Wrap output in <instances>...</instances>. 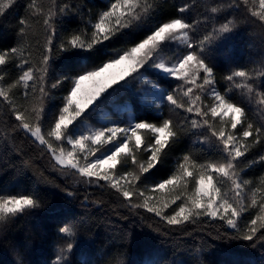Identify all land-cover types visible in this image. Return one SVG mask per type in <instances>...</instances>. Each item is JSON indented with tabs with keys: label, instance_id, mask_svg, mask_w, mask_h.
<instances>
[{
	"label": "trees",
	"instance_id": "16d2710c",
	"mask_svg": "<svg viewBox=\"0 0 264 264\" xmlns=\"http://www.w3.org/2000/svg\"><path fill=\"white\" fill-rule=\"evenodd\" d=\"M115 2L16 0L0 16V51L20 47L23 59L28 60L23 69L31 67L39 77L41 60L51 35L43 21L50 7L57 11L52 58L44 85L48 95L43 98L41 126L46 139L58 145L46 134L50 127H54L53 120L58 118L64 106V97L70 94V78L118 57L173 18H181L192 26L198 53L200 41L205 36L212 37L203 48L207 62L213 68L214 89L245 108L246 122L254 126L264 125V106L256 103L260 98L257 93L264 95V25L251 17L243 5L237 8L235 0H148L153 7L147 15L109 40L95 45L92 51L60 50V45L72 35L83 34L82 39L90 40L95 31L93 25ZM65 6L66 11L61 14L59 9ZM181 7L185 11L180 12ZM212 7H217L218 12L212 13ZM21 19L27 22L25 26L20 25ZM229 20L233 22L230 25L232 31L218 34L216 30ZM20 63L21 57H15L0 66V87L7 89L16 83L22 74ZM238 70L254 77L247 81L254 89L251 94L235 87V83L242 82L240 78L235 81L226 79ZM150 77L156 75L151 73ZM57 81L58 87L52 88ZM158 83L172 88L175 95L181 93L173 89L175 82L159 80ZM29 85L27 96L22 85L13 88L10 96L19 110L31 113L40 99L39 82L33 85L30 81ZM178 90L181 89L178 87ZM109 100L118 106L130 104L137 122L160 124L163 119L170 118L176 132L161 154L162 162L148 174H141V180L136 181L137 194L131 198L132 203H143L144 196L140 197L138 193L145 192L148 183L156 185L176 174L178 162H182L184 155L197 163L223 159L224 153L215 138L206 127L192 128V117L183 109L167 105L162 111H153L124 86L116 88L105 102ZM213 102L209 98L203 100L205 105ZM183 103L187 105L188 101ZM108 108L111 109V105ZM212 122L216 128H230L221 125L219 117ZM18 123L9 105L0 103V199L13 195L28 196L36 201L37 206L0 222V264H264V235L261 234L264 228L252 241L242 239L250 220L260 214L259 204L264 203V162L259 161L264 155V138L255 145L250 138L246 155L236 161L241 179L249 181L246 191L258 188L260 191L256 193L259 194L257 206L246 204L247 210L237 218L238 227L233 229L225 220L205 216H193L181 225H168L154 212L132 207L109 184L79 185L58 167L46 146H41L29 134L15 127ZM239 130L240 126L236 131ZM139 131L145 140L154 135L148 129ZM203 138L212 141L205 143ZM147 155L150 153L141 150L137 158L142 163ZM133 170L130 165L129 171ZM168 194L166 198L170 197ZM170 206L172 209L163 213L165 217L175 215L183 206V199ZM63 227L70 228L72 235L63 233ZM69 243L72 244L71 250L67 247Z\"/></svg>",
	"mask_w": 264,
	"mask_h": 264
},
{
	"label": "snow or ice",
	"instance_id": "6c2138e0",
	"mask_svg": "<svg viewBox=\"0 0 264 264\" xmlns=\"http://www.w3.org/2000/svg\"><path fill=\"white\" fill-rule=\"evenodd\" d=\"M15 3L16 0H0V16H3ZM241 5L247 9L251 17L256 18L261 25H264V0H235L237 8ZM152 7L148 0H116L115 3L111 4L110 9L104 11L98 22L93 25L95 31L91 33L90 40L82 39L83 34L72 35L66 43L60 45V50L79 49L90 52L95 45L109 40L112 35L123 28H128L140 21L152 10ZM218 10L217 7L211 8L212 13H217ZM65 11L66 6L59 9L61 14ZM179 11L183 12L185 9L181 7ZM56 15L57 11L50 7L43 21L46 28L51 30V35L47 40L46 54L41 60L42 67L39 69L41 73L39 77L36 76L33 68L23 69V66L28 64V60L23 59V50L20 47L0 51V66L5 65L10 58L21 57L19 67L22 69V74L19 79L16 83L9 85L7 89L0 87V103L9 105L15 121L19 122L15 127L29 134L40 145L46 146L58 165L75 170L79 176L87 178L88 182H91V178H95L97 182H107L111 188L120 192L132 207H143L149 212H154L161 220H166L168 225H181L193 216H205L225 220L228 226L236 229L238 227L236 218L247 210L244 190L245 186L249 184L248 180L241 179L236 161L246 155L250 146V138L253 145L262 142L264 125L254 126L253 123L246 122L245 108L231 102L218 92L212 93L215 103L205 106L197 104V101L201 100L200 95H196L194 98L190 96L193 92L192 86L203 90L205 85L213 83V68L207 62L208 58L204 55L205 50L203 48L204 43L211 40L212 37L205 36L204 40L200 41L199 53L189 51L176 63L171 64L157 61L155 56L161 50L162 44L180 41L187 44L190 50L195 47L190 42L186 31L192 26L181 18H173L170 22L158 26L142 42L137 43L130 50L118 54V57L104 62L93 70L83 72L75 78H70L72 83L70 94L64 97V106L59 111L58 118L53 120L54 127H50L46 134L47 137H53L57 142L62 141L67 136V143L72 145V150L66 151L65 148L54 145L49 139H46L41 126L44 115L43 98L48 95L44 85L49 62L52 58V45L55 36L54 18ZM19 23L21 26H25L27 22L21 19ZM232 24L233 22L229 20L221 24L216 31L220 35L230 33L232 31L230 25ZM23 34L24 28L22 27L21 35ZM117 68L120 69L118 72L112 71ZM149 70L159 73L160 77L164 79L173 78L187 86L182 89L183 96L188 97L187 105L178 101L173 94L157 91L155 84L152 85V90L153 94L159 93L163 97L162 100L175 109H183L192 116L198 117L199 119H190L192 128L206 127L224 153L222 160H210L206 163H197L188 155H184L182 162H178L176 174L163 182H157L154 186L160 192L168 189L170 193L169 201L158 198L157 203L160 206L150 205L148 200L143 203H132L131 198L137 194L135 182L141 180V174L149 173L162 162L161 154L168 146L170 138L176 136L172 119H163L160 124L131 120L127 127L105 126L89 131L88 134H69V126L73 125L74 121L81 117L87 119L90 112L86 114V110H89L90 106H92L91 112L96 111L99 105L103 104L112 95V92L116 91L113 85L123 87L120 82L125 81L126 77L134 78L133 74L143 75ZM201 73L204 74L203 83L198 84L197 81L201 79ZM235 78H240L242 81L235 83L236 88L245 89L248 94L254 91L253 86L247 82L254 77L248 72L238 70L226 77L228 81H235ZM30 81L33 82V85L37 81L39 82L38 90L40 93L38 106L33 107L31 113L27 110H19L10 96L11 90L17 85L23 86L27 96ZM58 85L59 81L53 83L51 87L56 88ZM110 89L111 91H109ZM35 90L33 88V91ZM257 95L260 98L256 103L264 106V95L260 93ZM142 99L145 104H148L151 102L152 96L148 95L146 90ZM218 117L221 125H228L230 128L227 130L224 126L216 128L212 121ZM224 117H230V119L224 120ZM238 126H240V130L236 131ZM141 129L150 130L154 134L153 137L150 140L143 139L139 134ZM108 145L111 147H107ZM86 148L87 153H85ZM141 150L150 153L144 158L143 163L137 158V153ZM78 152L83 155H79ZM98 152L99 155H97ZM90 157H94V159H90ZM128 159H130L134 170L128 171L127 176H115L112 170H115L118 164H122ZM259 161L264 162V155L259 157ZM122 180L125 182L124 184H121ZM221 185H226V190ZM257 191L260 189L258 188ZM138 195L143 197L144 192L141 191ZM182 199L183 206L179 207L175 215L168 217L163 215V210L169 206V202L175 204L177 200ZM257 204L256 193L253 192L250 206H257ZM35 206H37L36 201L28 196L17 197L13 195L0 199V222ZM259 211L260 214L255 219L250 220L248 231L243 234L242 239L252 241L260 229L264 228V203L259 204ZM61 231L69 236L72 235L71 229L68 227H63ZM261 234L264 235V233ZM67 247L71 250L72 244L69 243Z\"/></svg>",
	"mask_w": 264,
	"mask_h": 264
},
{
	"label": "rangeland",
	"instance_id": "374dc122",
	"mask_svg": "<svg viewBox=\"0 0 264 264\" xmlns=\"http://www.w3.org/2000/svg\"><path fill=\"white\" fill-rule=\"evenodd\" d=\"M186 31L188 32L190 42L195 46L194 49H191V50L188 49L187 44L181 43L180 41H176L173 43H165V44L161 45V50L157 53V55L155 56V59L157 61H163L165 63L171 64V63H176L179 58H181L183 55L187 54L189 51H196L198 53V51L196 49V44L194 43V40L192 37L193 31H191V28L187 29ZM119 70L120 69L117 68V69H113L112 71L118 72ZM141 72H143V70H141ZM151 73L155 74L156 77L151 78L150 77ZM133 75H134V78L133 77H126L125 81H121L120 83L123 84V86L126 87L128 90L132 91L135 95H137L138 100H140V102L142 104L146 105L147 108H149L153 111H162L163 107L170 105L166 101L162 100L163 97L159 93L153 94V90H152L153 84L157 85V91H163V92H166L169 94H173L176 99H179V101L182 100V102H184V100L188 101V97H184L183 91H182V89L186 88L187 86L183 85V82H181V81H176L173 78L164 79V78L160 77L159 73H154V72H152V70H149L148 72H144L143 75H141L139 73L133 74ZM203 75H204L203 73L200 74L201 79H199L197 81L198 84L203 83V80H202ZM159 80L164 81V82H166V81L175 82L172 86L173 89H175V91H181V93L175 95L171 91L172 88L170 89L167 86H164L163 84L161 85L160 83H158ZM118 87H121V86L120 85H113V88H118ZM178 87L181 90H178ZM192 87H193V92L190 94V96H192L194 98L196 95H200L201 100L197 101V104L200 106H205V104H203L204 98L205 99L209 98L211 100L212 99L214 100L212 93L214 91L218 92L216 89H214L213 83L211 85H205L203 90H201L199 87H196V86H192ZM146 90H147V94L152 96L151 102L148 104H145L143 102V99H142V97L146 94ZM109 91H111V89ZM102 95H106V94H102ZM112 100H113V98H112ZM109 102H111V100H109L108 102L104 101V103L100 104L99 107L94 112H91L92 106H90L89 110H86V114L90 112V114H88V116H87V119L85 120V119H83V117H81V118H78L76 121H74L73 125L69 126V128H70L69 134L70 135L73 133L76 135L88 134L89 131H94L96 129H99V128L105 127V126L111 127L114 125H119L121 127H127L131 120H135V117L133 116L134 114L131 110L130 104H124V105L118 106V105L114 104V102H112V104ZM214 103H215V100L212 104H214ZM208 104L211 105V103H208ZM110 105H111V109L108 108ZM191 117L199 119L198 117H194L192 115H191ZM228 119H230V117H224V120H228ZM196 129H200V128H196ZM139 134H140V131H139ZM197 141H202V140L197 139ZM203 141L205 143H208L207 141L211 142L212 140L203 138ZM36 142L39 143L38 141H36ZM57 143H58L59 147L65 148L66 151L72 150V145L67 143V136L62 141L57 142ZM133 144H134V141H133ZM41 146H43V145H41ZM93 147H95V146H93ZM107 147L110 148L111 145H108ZM85 153H87V148L85 149ZM50 154H51V157L53 158V160L55 161L51 152H50ZM78 154L81 156L83 155V154H80L79 152H78ZM99 154L100 153L98 152L97 155H99ZM90 159H94V157H90ZM81 162H83V161H81ZM55 163H56V161H55ZM130 165H131L130 159L125 160L124 163L118 164L117 168L115 170H112V172L115 176H119V175L127 176L126 172L129 171ZM58 167L60 169H62L66 174L72 176V178L79 185L90 186V185H101L104 183L108 184L105 181L97 182L95 180V178H91V182H88L87 178H83V177L79 176V174L75 170L62 167L61 165H58ZM145 174H148V173H145ZM145 174H143V175H145ZM124 183L125 182L122 180L121 184H124ZM154 186H155L154 184L150 185V183H148L147 187L145 188L146 191L144 192L143 202L145 200H148L150 205L160 206L157 203L158 198H162L164 201H169V198H166V194H168L167 193L168 189H165L164 192H160ZM221 186L224 187L226 190V188H227L226 185H221ZM246 186H245V190H244L245 207H246V204H248V203L250 204L252 193L253 192L259 193V191H257V190L246 191ZM168 195L170 196V193ZM257 195H259V194H256V197H257ZM170 205H172V203L169 202V206L163 210V213L164 212L168 213V211L172 209V207ZM246 209H247V207H246Z\"/></svg>",
	"mask_w": 264,
	"mask_h": 264
}]
</instances>
